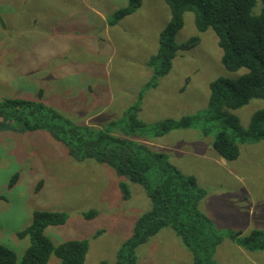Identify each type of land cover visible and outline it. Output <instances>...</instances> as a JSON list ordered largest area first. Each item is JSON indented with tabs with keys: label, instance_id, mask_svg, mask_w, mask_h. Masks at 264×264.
<instances>
[{
	"label": "rangeland",
	"instance_id": "rangeland-1",
	"mask_svg": "<svg viewBox=\"0 0 264 264\" xmlns=\"http://www.w3.org/2000/svg\"><path fill=\"white\" fill-rule=\"evenodd\" d=\"M7 1H19V8L8 18L6 30L0 29V101H39L41 90V102L73 123L119 137L128 132L124 113L136 104L140 107L137 119L145 128L127 138L145 144L152 153L165 154L181 174L194 177L206 191L199 205L201 212H207L211 198L214 220L229 226L230 209L240 207L242 225L245 207L247 211L253 208L249 229L264 231V141L240 143L238 159L227 162L212 148L217 131L207 137L197 129L154 135L156 126L165 120L204 116L209 85L221 78L236 80L246 73L245 69L230 72L222 66V51L211 29L199 33L194 15L185 13L174 41L183 46L198 37L199 42L193 48L179 49L169 73L152 81L148 62L156 55L159 33L171 18L164 0H142L140 9L110 29L113 13L127 0H35L31 5L0 0V22ZM37 1L61 4L50 8ZM28 5L31 11L18 15ZM78 5L81 17L67 20L69 8ZM79 17L77 28L74 22ZM48 37L53 38L52 45L45 47L42 41ZM151 82V87H145ZM262 109L264 100H251L238 110L225 111L246 129ZM14 174L19 177L9 189ZM122 180L105 164L70 158L64 145L47 131H0V243L20 259L29 240L18 239L17 233L31 224L33 212H57L66 215V223L44 231L54 245L87 240L84 264H114L135 221L150 208L144 189L126 180L128 198H124L119 186ZM221 195L232 197L233 202L238 198L236 205L228 199V205L218 209ZM90 211L96 215L85 219L83 214ZM213 223L220 232L234 230ZM236 251V245L224 236L213 258L217 264H246ZM247 255L255 264H264V251ZM136 257L137 264L193 263L190 252L170 228L138 247ZM57 263L54 257L49 262Z\"/></svg>",
	"mask_w": 264,
	"mask_h": 264
},
{
	"label": "trees",
	"instance_id": "trees-1",
	"mask_svg": "<svg viewBox=\"0 0 264 264\" xmlns=\"http://www.w3.org/2000/svg\"><path fill=\"white\" fill-rule=\"evenodd\" d=\"M170 11V22L159 33L158 51L148 62L153 74L152 81L166 76L179 49L195 47L199 38L190 39L178 46L175 34L183 27L185 13L194 15L197 31L211 29L218 38L222 51L221 64L230 72L245 69L246 73L236 80L218 79L209 85V101L204 116H185L179 120H165L156 126L155 137H162L176 130L197 129L207 137L217 131L212 143L214 151L227 162L239 157V144L264 141V109L257 111L250 124L243 129L236 116L225 110L235 111L251 100H264V0H164ZM142 5V0H127L125 6L113 13L109 21L115 26L131 16ZM153 83L146 84L151 87ZM39 101L3 99L0 101V131L35 132L47 131L57 142L64 145L67 155L74 160H93L111 167L122 178L120 189L128 198L124 180L140 185L149 201L150 208L137 218L131 236L116 253L114 264H137L136 250L170 228L181 244L190 252L192 264H216L215 251L224 236L245 250L264 251V231L220 232L203 214L199 205L206 191L198 187L192 176H184L163 153H152L145 144L132 137L145 125L137 119L138 105L130 106L124 113L127 118L126 137H119L104 130L77 125L54 108ZM113 125L112 123L110 126ZM14 174L9 182L11 189L18 180ZM90 211L85 219L95 216ZM65 214L35 211L32 222L21 232L18 239L27 238L29 246L19 259L16 253L0 243V264H49L52 257L57 264H84L89 250L87 240L66 241L59 245L44 234L48 227L66 223Z\"/></svg>",
	"mask_w": 264,
	"mask_h": 264
},
{
	"label": "crops",
	"instance_id": "crops-1",
	"mask_svg": "<svg viewBox=\"0 0 264 264\" xmlns=\"http://www.w3.org/2000/svg\"><path fill=\"white\" fill-rule=\"evenodd\" d=\"M22 3H25V4H33V3H36L35 0H21ZM38 3L44 5V4H47L50 8H56V7H60V4L61 3H55V2H40V1H37ZM7 4V8H6V11L4 13L1 14V16L3 17V20L0 22V29L1 31L3 32V30L5 31L6 30V23L8 22V18H12L14 11L15 9H18L19 8V1H10V2H6ZM81 4V3H80ZM79 4V5H80ZM79 5L78 6H75V7H72V8H69L68 10V17L67 20H70L72 19V17L75 15V16H80L81 17V12H79ZM78 8V9H77ZM87 7L84 8V10L86 9ZM9 9H13L11 12H9ZM31 7L28 5V7L24 10V11H19L18 12V15L19 14H27L31 11ZM17 13V12H16ZM80 17L78 20H76L74 23L75 26L77 28L80 27V24H77L78 22H80ZM18 18V17H17ZM82 22H83V19H82ZM117 25V24H116ZM108 27L109 29L112 28L113 26H111L109 23H108ZM62 28H63V25H62ZM64 29V28H63ZM109 29L107 31H105V34H106V37L108 38V34H109ZM52 37H48V38H45L42 43L45 47H49L50 45H52ZM1 41H3V38H1ZM1 41H0V49H1ZM100 43L103 42L102 39L99 40ZM102 46V44H100ZM261 146H264V142H262V145ZM224 160V159H223ZM222 197L220 198H217V208L218 209H222L224 205H228L227 203V200L229 199L232 203H235V200H237L238 198L234 199V202L232 201V197L230 198V196L228 195H221ZM221 199V200H220ZM221 201H225V204H223ZM209 204L207 203V212L206 213H203L205 214L212 222L215 221V223L217 224V221L214 220L213 216L211 215V213H213V209H212V204H211V198H209L208 200ZM237 206V205H236ZM234 206V208L230 209L229 210V213L232 214V218L228 219V225L229 226H220L219 224H217L219 227H225V228H232L234 229L233 231L235 232H241L243 234H248L249 232L247 231H251V230H258V229H249V227H252V221H253V212H252V209L253 208H249L248 211H247V207L245 211V219H244V223L241 225L242 223V218L240 217V213L241 211L239 210V206ZM214 224V223H213ZM233 243V242H232ZM236 245V244H235ZM236 252H238L240 255H241V260L245 261L246 264H255V262L247 255V254H253V252L251 251H248V250H245L243 249L242 247L236 245ZM216 264L218 263L216 260H215Z\"/></svg>",
	"mask_w": 264,
	"mask_h": 264
}]
</instances>
